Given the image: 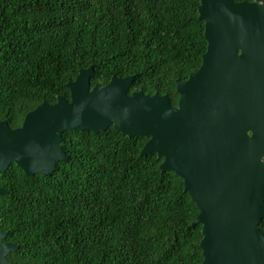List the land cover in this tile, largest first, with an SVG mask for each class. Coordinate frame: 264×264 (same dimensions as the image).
<instances>
[{
  "label": "trees",
  "instance_id": "16d2710c",
  "mask_svg": "<svg viewBox=\"0 0 264 264\" xmlns=\"http://www.w3.org/2000/svg\"><path fill=\"white\" fill-rule=\"evenodd\" d=\"M242 1V0H235ZM200 0H0V120L19 126L94 64L92 86L132 75L129 93L167 94L206 50ZM148 136L65 130V162L0 173L11 264H202L201 224L183 180L141 155ZM259 227L264 231V218Z\"/></svg>",
  "mask_w": 264,
  "mask_h": 264
},
{
  "label": "water",
  "instance_id": "95a60500",
  "mask_svg": "<svg viewBox=\"0 0 264 264\" xmlns=\"http://www.w3.org/2000/svg\"><path fill=\"white\" fill-rule=\"evenodd\" d=\"M207 41L199 67L176 79L178 99L128 92L133 76L92 86L94 64L65 85L69 98L42 101L19 126L0 120V173L14 162L25 174L48 175L65 162V130L99 132L110 125L148 136L140 154L183 180L201 224L202 264H264V0H200ZM5 189L0 187V195ZM0 264L18 245L4 241Z\"/></svg>",
  "mask_w": 264,
  "mask_h": 264
},
{
  "label": "flooded vegetation",
  "instance_id": "af4514ba",
  "mask_svg": "<svg viewBox=\"0 0 264 264\" xmlns=\"http://www.w3.org/2000/svg\"><path fill=\"white\" fill-rule=\"evenodd\" d=\"M246 1H253V0H246ZM263 160H264V157H263Z\"/></svg>",
  "mask_w": 264,
  "mask_h": 264
}]
</instances>
